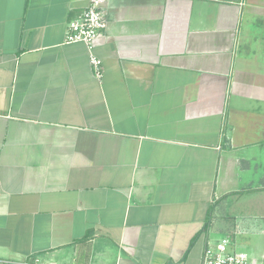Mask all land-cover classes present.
Here are the masks:
<instances>
[{"label":"crops","instance_id":"crops-1","mask_svg":"<svg viewBox=\"0 0 264 264\" xmlns=\"http://www.w3.org/2000/svg\"><path fill=\"white\" fill-rule=\"evenodd\" d=\"M103 1L99 79L92 0H0V264H264V0Z\"/></svg>","mask_w":264,"mask_h":264},{"label":"built area","instance_id":"built-area-1","mask_svg":"<svg viewBox=\"0 0 264 264\" xmlns=\"http://www.w3.org/2000/svg\"><path fill=\"white\" fill-rule=\"evenodd\" d=\"M103 0H92L89 7L68 24L65 41L67 43L82 42L90 50V61L95 75L103 77L101 59L93 53L96 41L102 37L107 29V20L103 8ZM232 241L228 238L215 243H208L205 248L202 264H253L247 251L232 248ZM26 264H39L28 262Z\"/></svg>","mask_w":264,"mask_h":264},{"label":"rangeland","instance_id":"rangeland-1","mask_svg":"<svg viewBox=\"0 0 264 264\" xmlns=\"http://www.w3.org/2000/svg\"><path fill=\"white\" fill-rule=\"evenodd\" d=\"M247 245V244H246ZM246 247V246H245ZM232 248H234L235 250H243V251H247V250H249V249H246V248H243L242 246H241V242H239V243H236V242H234V244L232 245ZM248 252V251H247ZM249 253V252H248Z\"/></svg>","mask_w":264,"mask_h":264}]
</instances>
